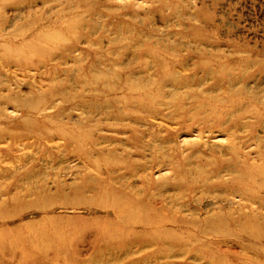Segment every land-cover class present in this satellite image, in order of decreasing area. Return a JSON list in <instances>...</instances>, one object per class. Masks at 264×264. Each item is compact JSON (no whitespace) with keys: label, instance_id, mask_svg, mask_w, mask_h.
<instances>
[{"label":"rangeland","instance_id":"1","mask_svg":"<svg viewBox=\"0 0 264 264\" xmlns=\"http://www.w3.org/2000/svg\"><path fill=\"white\" fill-rule=\"evenodd\" d=\"M0 264H264V0H0Z\"/></svg>","mask_w":264,"mask_h":264},{"label":"bare ground","instance_id":"2","mask_svg":"<svg viewBox=\"0 0 264 264\" xmlns=\"http://www.w3.org/2000/svg\"><path fill=\"white\" fill-rule=\"evenodd\" d=\"M36 51V50H35ZM121 208H123V207H121ZM132 214V213H131ZM140 216H141V214H140ZM126 218V217H125ZM129 220H127V219H125V221H124V223H123V227H127L128 225H129ZM136 223V222H135ZM137 224V223H136Z\"/></svg>","mask_w":264,"mask_h":264}]
</instances>
